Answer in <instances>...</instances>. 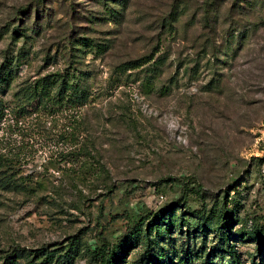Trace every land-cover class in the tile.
Instances as JSON below:
<instances>
[{"label": "rangeland", "instance_id": "374dc122", "mask_svg": "<svg viewBox=\"0 0 264 264\" xmlns=\"http://www.w3.org/2000/svg\"><path fill=\"white\" fill-rule=\"evenodd\" d=\"M108 1L117 21L91 26L104 18L102 0H0V71L16 60L7 81L0 74V264L80 237L75 264H89L100 237L119 246L134 216L172 207L178 220L213 218L211 228L173 229L177 248L212 250L215 213L227 212L241 263L264 264L252 236L264 231V18L227 58L213 45L225 40L235 0H129L122 13ZM72 34L109 49L73 58ZM144 60L163 65L155 78L152 66H126ZM69 65L87 73L93 103L78 116L17 114L20 88ZM144 253L131 246L118 263Z\"/></svg>", "mask_w": 264, "mask_h": 264}, {"label": "trees", "instance_id": "16d2710c", "mask_svg": "<svg viewBox=\"0 0 264 264\" xmlns=\"http://www.w3.org/2000/svg\"><path fill=\"white\" fill-rule=\"evenodd\" d=\"M99 4L100 0H94ZM129 0H111V3L120 5L122 7L121 13L128 6ZM216 1V0H215ZM105 14L103 19H97L92 16L90 21L91 26H95L98 22H105L109 19L117 21L116 12L110 7L108 0H102ZM227 1H223L224 4ZM231 23L228 31L225 35V40L216 47L213 45V50L219 49L221 56L229 58L233 56V45L240 44L247 38V33L251 28H256L264 18V0H235L231 8L228 10ZM106 16V17H105ZM107 16H109L107 18ZM229 23V21H228ZM168 22H165L163 26H166ZM92 32V29H90ZM74 38V42L69 43L67 48L73 58L80 59L79 55H86L87 52L94 55H104L109 49L108 45L96 44L94 40L88 38H77L75 35H71ZM66 48V47H65ZM79 54V55H77ZM19 61V58L17 59ZM81 60V59H80ZM13 59L11 62H6L2 70L1 76L5 81L9 78V74L14 69ZM152 61H140L133 62L126 66H129V70H139L145 66H152V78L157 76V70H160V61L157 60L150 65ZM74 64H81L76 62ZM125 67V66H123ZM151 72L150 68L147 70ZM87 73L82 72L75 66L69 65V68L64 72H59L53 75H48L36 83L28 86H24L19 89V92L15 94L18 105L16 106L17 114L25 116L31 113L48 112L49 114L75 112L78 116L79 111L89 104L93 103V93L88 83ZM156 83H145L143 86L153 90ZM211 86L217 87V80L211 81ZM165 91V87L160 92ZM7 105L3 104L0 100V119L3 117L4 110ZM4 109V110H3ZM3 157L0 156V162ZM9 187V185H7ZM6 186V187H7ZM12 190H19L24 188L22 186H11ZM29 190V189H23ZM197 191L200 192L201 188L198 187ZM181 207H178V209ZM224 208V207H223ZM172 209L167 210L160 216L152 218H145L141 215L134 216L128 231L125 233L124 241L119 246H112L106 242L105 239L100 237L94 248H88V254L90 258L89 264H119L122 259V255L125 254V250L134 246L135 248H143L144 256L139 260L131 264H194L195 260H201V264H212L214 259L220 258L223 264H242L241 257L236 251V247L231 245L232 232L231 221L233 219L227 212L215 213L214 228L218 235V245L212 250L209 249L206 242L202 243L200 249H193L190 245L186 248L183 246L177 248L170 234L175 228H189V230H196V224L198 221H203L205 226L213 227V218L211 216L206 217V213L192 211L190 217L187 219L178 220L174 218ZM166 213L168 215H166ZM152 219V220H151ZM148 224V225H147ZM178 224V225H177ZM160 227V228H159ZM162 227V228H161ZM194 228V229H193ZM197 234H202V231H198ZM235 237L237 235H234ZM243 236V235H242ZM248 236L249 235H245ZM253 238H257L264 246V231L259 230ZM190 239H196L199 237L188 236ZM169 238V239H168ZM241 238V237H240ZM203 241V240H202ZM163 244V245H162ZM167 244L171 246V250L167 251ZM190 244V243H189ZM162 246V248H161ZM83 251V243L80 238H73L65 245L58 247L55 246L54 251L52 249H42L36 252H30L25 250H18L10 256H7L3 261V264H75ZM119 262V263H118Z\"/></svg>", "mask_w": 264, "mask_h": 264}]
</instances>
